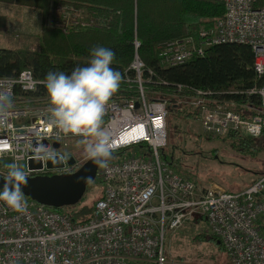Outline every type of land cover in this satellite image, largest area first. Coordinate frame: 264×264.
<instances>
[{
  "label": "built area",
  "instance_id": "obj_1",
  "mask_svg": "<svg viewBox=\"0 0 264 264\" xmlns=\"http://www.w3.org/2000/svg\"><path fill=\"white\" fill-rule=\"evenodd\" d=\"M223 6L222 15L202 27L198 36L165 41L157 52L162 62L174 65L202 56L215 43L242 42L251 47L256 76L264 77V7L257 8L254 0H224ZM132 43L128 70L121 74L120 88L103 118L117 148L107 168L97 166L101 190L89 216L75 221L65 208L55 211L22 192L24 211L0 199V264H166V231L201 217L206 231L222 243L229 264H264V232L258 224L264 215V173L243 191L230 192L215 185L203 189L166 163L160 154L167 139L168 108L162 98L146 96L139 42ZM43 83L24 68L15 76H0V95L10 101L0 113L3 177L10 164L27 176L70 173L80 166L75 158L68 164L65 155L71 154L66 140L81 137L54 126L48 93L34 94ZM261 91L264 82L244 91L259 96L255 106L199 88L185 93L181 102L197 111L204 132L256 138L249 127L258 125L264 132ZM47 155H59L62 166L47 167ZM32 157H39L43 167L28 169L26 159Z\"/></svg>",
  "mask_w": 264,
  "mask_h": 264
},
{
  "label": "trees",
  "instance_id": "obj_2",
  "mask_svg": "<svg viewBox=\"0 0 264 264\" xmlns=\"http://www.w3.org/2000/svg\"><path fill=\"white\" fill-rule=\"evenodd\" d=\"M1 1L39 11L40 44L36 48H0V76H15L23 68L30 70L37 80L46 81L50 71L70 74L77 66L88 65L94 47L113 50L115 60L111 67L123 74L128 70L134 52L132 41L137 39V55L144 62L141 80L146 87L145 94L150 99L162 98L170 118L177 115L196 117L197 111L181 100L185 93L197 88L210 90L211 94L224 99L232 98L237 104L255 106L260 103L258 95L244 92L264 82V77L255 74L251 47L247 43H215L207 46L202 56L193 55L174 65L162 62L158 56L159 47L165 41L198 36L202 27L222 15L224 0ZM254 5L262 9L264 0H254ZM37 89L34 94L48 93L46 83ZM234 107L239 109L237 105ZM226 138L232 139L242 150L264 148V132L256 138L231 132ZM161 158L172 164L173 158L170 155L167 158L162 151ZM94 201L76 207H49L55 211L63 207L71 218L83 222L89 216ZM258 224L264 232V215ZM198 234L224 252L217 235L204 231Z\"/></svg>",
  "mask_w": 264,
  "mask_h": 264
},
{
  "label": "rangeland",
  "instance_id": "obj_3",
  "mask_svg": "<svg viewBox=\"0 0 264 264\" xmlns=\"http://www.w3.org/2000/svg\"><path fill=\"white\" fill-rule=\"evenodd\" d=\"M39 18V11L33 7L1 1L0 48L38 47ZM166 121L167 139L162 152L167 158L169 155L173 158L172 168L199 187L204 189L215 185L230 192L243 191L264 173V148L242 150L232 139L226 138V134L213 136L204 132L196 117L192 119L177 115L170 118L167 115ZM82 139L73 137L66 140V150L80 165L88 157ZM85 187L80 200L71 207L96 200L101 190L97 179ZM206 230V222L201 217L166 231V264H229L225 252L217 250L216 244L198 234L200 231L209 233Z\"/></svg>",
  "mask_w": 264,
  "mask_h": 264
},
{
  "label": "clouds",
  "instance_id": "obj_4",
  "mask_svg": "<svg viewBox=\"0 0 264 264\" xmlns=\"http://www.w3.org/2000/svg\"><path fill=\"white\" fill-rule=\"evenodd\" d=\"M87 66H77L70 74L48 72L46 88L52 105V123L64 133L82 137L86 153L94 163L107 168L112 153L117 148L110 133L103 127L106 105L117 93L122 83L121 73L111 67L115 52L104 47L91 49ZM264 95V91L259 93ZM10 104L7 96L0 95V113ZM253 136L261 134L258 125L249 127ZM8 184L0 193V199L17 211H24L25 203L20 185L27 176L17 165L7 166ZM14 185V190H13Z\"/></svg>",
  "mask_w": 264,
  "mask_h": 264
},
{
  "label": "water",
  "instance_id": "obj_5",
  "mask_svg": "<svg viewBox=\"0 0 264 264\" xmlns=\"http://www.w3.org/2000/svg\"><path fill=\"white\" fill-rule=\"evenodd\" d=\"M65 157L68 164L74 163L75 159L70 153L66 154ZM44 163L47 167L52 168L63 164L59 155L45 156ZM26 164L28 169L43 167L39 157L26 159ZM97 166H99L98 163H94L91 158L87 157L79 167L70 173L26 175L27 181L20 185V191L29 199L36 200L45 206H52L53 208L64 205L70 206L80 200L86 189V184L95 179ZM7 184V177L0 174V190L4 191Z\"/></svg>",
  "mask_w": 264,
  "mask_h": 264
},
{
  "label": "crops",
  "instance_id": "obj_6",
  "mask_svg": "<svg viewBox=\"0 0 264 264\" xmlns=\"http://www.w3.org/2000/svg\"><path fill=\"white\" fill-rule=\"evenodd\" d=\"M194 182V181H193Z\"/></svg>",
  "mask_w": 264,
  "mask_h": 264
}]
</instances>
